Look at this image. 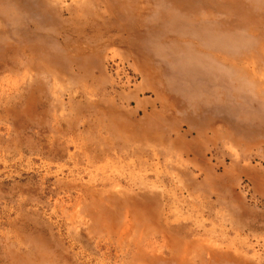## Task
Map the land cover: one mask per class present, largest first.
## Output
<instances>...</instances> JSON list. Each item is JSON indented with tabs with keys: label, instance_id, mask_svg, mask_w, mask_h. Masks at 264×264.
Returning a JSON list of instances; mask_svg holds the SVG:
<instances>
[{
	"label": "rangeland",
	"instance_id": "obj_1",
	"mask_svg": "<svg viewBox=\"0 0 264 264\" xmlns=\"http://www.w3.org/2000/svg\"><path fill=\"white\" fill-rule=\"evenodd\" d=\"M0 264H264V0H0Z\"/></svg>",
	"mask_w": 264,
	"mask_h": 264
}]
</instances>
